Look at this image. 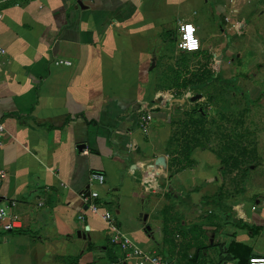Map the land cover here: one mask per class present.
Segmentation results:
<instances>
[{
	"label": "crops",
	"instance_id": "1",
	"mask_svg": "<svg viewBox=\"0 0 264 264\" xmlns=\"http://www.w3.org/2000/svg\"><path fill=\"white\" fill-rule=\"evenodd\" d=\"M244 1L218 0L219 11L230 6L224 20L235 17ZM0 14V205L18 223L4 230L0 222V264H131L109 243L105 222L87 210L90 187L101 208L108 198L120 209L129 200L159 205L167 231L159 241L141 225L143 218L135 219L138 204L122 219H133L131 228L123 224V231L111 218L136 246L151 241L154 247L146 251L162 252L168 264H191L187 259L197 250L206 264L215 247L218 262L232 264L235 259L223 252L231 242L259 253L240 234L218 241L219 221L202 217L196 201L182 212L169 199L184 184L183 190L205 200L222 197L223 190L216 174L194 164L196 150L189 154L192 163L181 166L166 149L174 138L170 117L186 100L173 101L161 77L175 52L182 53L178 24L190 23L191 14L172 17L170 25L151 0L6 1ZM235 24L242 26L240 19ZM222 45L216 42L211 52L220 56ZM199 50L213 57L200 43ZM55 59L70 64L56 65ZM147 113L150 120L142 127ZM92 172L102 174L101 184L89 181ZM238 195L233 188L227 196L232 202ZM234 209L237 220L251 221L239 205ZM263 225L253 223L258 230L248 228L249 235Z\"/></svg>",
	"mask_w": 264,
	"mask_h": 264
},
{
	"label": "rangeland",
	"instance_id": "2",
	"mask_svg": "<svg viewBox=\"0 0 264 264\" xmlns=\"http://www.w3.org/2000/svg\"><path fill=\"white\" fill-rule=\"evenodd\" d=\"M151 1L153 4L157 3L159 7V18L170 25L173 24L172 17H185L191 14L187 21L196 27L201 48L211 52L216 42L223 40L221 55L215 56L211 52L213 57H209V60L204 56H193L186 58V65H183L179 63L181 55L176 51V61L173 63V60L168 66L167 73L162 74L161 86L166 94H172L173 86H167L168 83L171 84L169 78L172 76L174 79L178 76L179 80L184 68H187V72L215 70V80L201 88L190 89L198 97L193 101L186 100L185 106L170 117L177 124L171 126L175 140L173 139L174 141L169 143L166 149L172 153L175 146H182L189 138L194 137L201 143L200 146L193 148L198 152L194 155L196 160L194 164L200 165L199 169L207 171L209 175L216 174L220 179L221 187L226 191H220L222 197L215 196L213 199L205 200L197 196L195 191L183 190L184 186L188 188V185L184 184L182 190L179 189V194L169 199L178 205L182 212H189L192 200L196 201L200 206L202 217L219 221L220 227L216 234L218 241L227 243L230 239H237V234H240L247 237L245 243L259 250L262 255L264 225L256 235H249L247 229L249 228L250 231L253 223L264 224V0H245L236 16L231 17L229 22L224 20L223 14L230 13L228 10L230 6L224 5V11H219L218 0H177L176 3L173 0ZM237 19H240L242 26L236 28ZM247 26H251L253 32L247 30ZM236 52H239V56ZM187 75L186 73L185 76ZM182 111L188 112L192 119H201L203 133H195L199 131L193 125L187 126L189 121ZM181 132L184 135H181ZM227 139L229 144H226ZM229 147H232V151L239 148L245 151V157L238 155V159L241 158L242 162L233 169L228 168L222 159L223 155L229 153ZM245 165L248 168L243 178L242 170ZM233 182H239L243 187L231 202L227 195L233 190ZM171 183L173 185L174 181L172 180ZM108 200L105 199L106 204H102V207L110 211L111 217L120 223L123 231L126 229L123 224L128 229L134 225L133 219H128L125 223L122 219L130 217L134 213L135 205L138 204L140 208L138 206L139 212L135 219L141 222L142 218L147 216L146 220H142L141 225L149 227L154 241L165 237L166 223L159 205H150L151 202L146 201L148 199L142 202L129 200L127 206L122 204L120 209L115 199L108 198ZM237 205L251 221L235 218L237 212L234 207ZM148 244L143 245L145 248L142 249L150 250L154 247L151 241ZM256 252L254 251L253 254ZM156 253L161 258L165 256L160 251ZM218 253V247L208 251L205 263L220 264ZM236 261V259L231 260L232 264H237Z\"/></svg>",
	"mask_w": 264,
	"mask_h": 264
},
{
	"label": "trees",
	"instance_id": "3",
	"mask_svg": "<svg viewBox=\"0 0 264 264\" xmlns=\"http://www.w3.org/2000/svg\"><path fill=\"white\" fill-rule=\"evenodd\" d=\"M180 57V62L183 65H186V58L188 57H193V56H204L205 59L209 60V57L211 58L210 53L203 51V50H198L195 52H182ZM176 59H174L173 63H175ZM180 67V66H179ZM183 69V67H182ZM215 70L213 69H205L201 72H187V68H184V72L182 77L178 80V76L176 78L173 79V77L171 76L169 78V81L171 82V84L168 83L167 86L171 87L173 86V94L176 97L182 96L184 94V92L186 90H190L192 88H201L203 86L208 85L210 82L214 81L215 76H214V72ZM186 73L188 74L187 76ZM176 74H178V72H176ZM257 100V99H256ZM182 113L184 115H186L187 119H188V125L187 126H194L197 127L199 132H195V133H203L202 132V127H203V123L201 121V119H192L189 116V113L186 111H182ZM192 119V120H191ZM213 121V120H212ZM214 122V121H213ZM212 122V123H213ZM211 123V122H209ZM215 123V122H214ZM171 124L176 125L177 122H172L171 120ZM184 124V122H183ZM195 124H197L198 126H196ZM173 134V132H172ZM181 135H184L183 132H181ZM190 136V135H189ZM172 137H174L173 139L175 140V136L173 135ZM173 140V141H174ZM226 144H229V140H226ZM201 143H199L194 137L189 138L188 141H186L182 146H175V150L172 152L174 154H172L173 156H171V160L172 161H176L177 163H179L181 166H185L187 163H192V159L189 158V154L191 152V150L193 148H195L196 146H200ZM233 147V146H232ZM229 147V153L226 155H223L222 159L224 160V162L226 163L227 167L230 169L235 168V166L237 167L241 162V158L238 159V155H242V157H245L244 150H234L232 151L231 148ZM178 151V152H177ZM183 164V165H182ZM248 168V166L245 165V167L243 168V178L245 175V171ZM243 183V180L241 181ZM232 187L235 188V191L240 192L242 191V187L240 186L239 182H233ZM225 190V189H223ZM226 191V190H225ZM245 226V224H244ZM258 230L257 227H253L251 229L252 233L256 232ZM224 245V244H223ZM206 248V247H203ZM202 251V249H200ZM226 254H230L231 258L236 259L237 263L239 264H247V258L249 256H251L252 254L249 253V248L240 243V242H231L225 245V250L223 251ZM199 255V251L197 250L196 253L192 254L187 260L191 263V264H202L201 260H199L198 258Z\"/></svg>",
	"mask_w": 264,
	"mask_h": 264
},
{
	"label": "built area",
	"instance_id": "4",
	"mask_svg": "<svg viewBox=\"0 0 264 264\" xmlns=\"http://www.w3.org/2000/svg\"><path fill=\"white\" fill-rule=\"evenodd\" d=\"M6 1H12L14 4L19 2L29 1V0H0V3H4ZM1 16V14H0ZM191 23L181 22L178 24V36L176 39V47L182 52H195L199 50V40L195 34L193 33L194 38L198 41V48L196 50L189 51L186 47L188 41L186 40V32L182 30V25H188ZM192 25V24H191ZM184 45V47H182ZM4 53V49L0 47V55ZM54 64H64L69 65L70 61L66 59H55L53 61ZM150 120V115L144 114L140 118V124L142 127H145L147 122ZM2 131V126L0 125V134ZM3 176V170L0 169V178ZM89 181L95 182L96 184H101L103 182L102 174L98 172H92L89 175ZM98 192L95 188H88L87 194L84 196L87 210L91 214L99 215V217L105 222L106 229L108 231L109 243L116 245L122 252L123 257L126 260H129L131 264H168L166 260L158 257L155 253L148 252L143 250L142 248L136 246L132 241L118 228L117 224L111 218L110 213L104 209L99 207L95 202V198H97ZM81 219V215L78 216ZM0 222L1 226L4 230H11L13 227H17V220L13 215H9L5 206L0 205ZM247 264H264V256L263 255H251L247 258Z\"/></svg>",
	"mask_w": 264,
	"mask_h": 264
},
{
	"label": "clouds",
	"instance_id": "5",
	"mask_svg": "<svg viewBox=\"0 0 264 264\" xmlns=\"http://www.w3.org/2000/svg\"><path fill=\"white\" fill-rule=\"evenodd\" d=\"M182 30L186 32V40L188 41L186 47L189 51L196 50L198 48V41L194 38L193 33L195 27L191 24L182 25ZM184 47V45H182Z\"/></svg>",
	"mask_w": 264,
	"mask_h": 264
},
{
	"label": "water",
	"instance_id": "6",
	"mask_svg": "<svg viewBox=\"0 0 264 264\" xmlns=\"http://www.w3.org/2000/svg\"><path fill=\"white\" fill-rule=\"evenodd\" d=\"M198 97L197 94H193L190 92V90H186L183 94L182 97H174L173 98V101H177V102H181L183 103L185 100H190V101H193L195 100L196 98ZM145 219V216L143 217V220ZM145 229L148 230L149 227L148 226H145Z\"/></svg>",
	"mask_w": 264,
	"mask_h": 264
}]
</instances>
